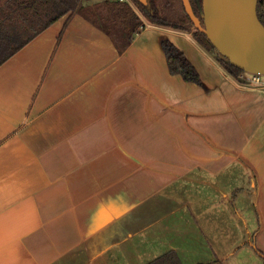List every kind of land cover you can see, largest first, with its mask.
Wrapping results in <instances>:
<instances>
[{"label": "crops", "instance_id": "crops-1", "mask_svg": "<svg viewBox=\"0 0 264 264\" xmlns=\"http://www.w3.org/2000/svg\"><path fill=\"white\" fill-rule=\"evenodd\" d=\"M69 17L0 66V264H135L182 209L212 261L264 264V89L193 33L146 23L121 51Z\"/></svg>", "mask_w": 264, "mask_h": 264}, {"label": "trees", "instance_id": "trees-1", "mask_svg": "<svg viewBox=\"0 0 264 264\" xmlns=\"http://www.w3.org/2000/svg\"><path fill=\"white\" fill-rule=\"evenodd\" d=\"M191 2L204 25L203 0ZM77 14L108 33L121 51L133 42L146 23L185 33L193 32L195 40L230 77L239 81L245 73L221 55L205 33L193 31L194 23L186 12L183 0H100L96 3H91V0H0V66L61 18ZM258 15L264 24V0L258 2ZM163 46L171 74L181 75L186 82L201 85V76L187 56L170 41H165ZM147 264L183 262L178 253L171 250Z\"/></svg>", "mask_w": 264, "mask_h": 264}, {"label": "water", "instance_id": "water-1", "mask_svg": "<svg viewBox=\"0 0 264 264\" xmlns=\"http://www.w3.org/2000/svg\"><path fill=\"white\" fill-rule=\"evenodd\" d=\"M146 2V0H140ZM259 0H203V20L191 0H183L194 27L205 33L218 52L249 74H264V24ZM241 83H248L239 78Z\"/></svg>", "mask_w": 264, "mask_h": 264}, {"label": "rangeland", "instance_id": "rangeland-1", "mask_svg": "<svg viewBox=\"0 0 264 264\" xmlns=\"http://www.w3.org/2000/svg\"><path fill=\"white\" fill-rule=\"evenodd\" d=\"M99 1L92 0L91 3ZM193 29V31H197L196 27ZM172 218L167 222L171 227V232L167 235L157 233V239L154 240L157 246L152 249L151 255L143 250L139 258L140 261H136L135 264H146L171 250L178 253L183 264H223L219 261H212L215 257H212L210 247L205 245L200 236V215L198 213L182 209ZM214 248L216 249V247ZM228 264H252V262L242 254L231 259Z\"/></svg>", "mask_w": 264, "mask_h": 264}, {"label": "built area", "instance_id": "built-area-1", "mask_svg": "<svg viewBox=\"0 0 264 264\" xmlns=\"http://www.w3.org/2000/svg\"><path fill=\"white\" fill-rule=\"evenodd\" d=\"M121 1H127V0H121ZM241 78L246 79L248 81V84L255 88V89H264V74L257 73V74H249L244 73L241 75Z\"/></svg>", "mask_w": 264, "mask_h": 264}]
</instances>
